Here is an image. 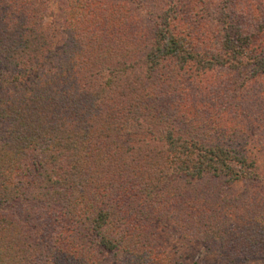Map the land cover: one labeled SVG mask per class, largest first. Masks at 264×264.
<instances>
[{
  "label": "trees",
  "instance_id": "16d2710c",
  "mask_svg": "<svg viewBox=\"0 0 264 264\" xmlns=\"http://www.w3.org/2000/svg\"><path fill=\"white\" fill-rule=\"evenodd\" d=\"M46 1L0 0V263L199 264L166 247L175 233L264 264L238 230L264 232V213L240 216L245 199L211 188L264 182V88L246 90L264 75V19L243 27L229 0H72L126 10L122 37L105 32L124 62L85 72L75 43L54 64ZM44 220L57 224L45 245Z\"/></svg>",
  "mask_w": 264,
  "mask_h": 264
},
{
  "label": "rangeland",
  "instance_id": "374dc122",
  "mask_svg": "<svg viewBox=\"0 0 264 264\" xmlns=\"http://www.w3.org/2000/svg\"><path fill=\"white\" fill-rule=\"evenodd\" d=\"M69 1L70 3L68 4V0H47L45 3L39 6V9L41 10V13H39L41 14L39 15V17H41V24L43 28L51 35V45L53 50L55 51L54 55L56 57L53 58L54 64L57 65V63L60 64L61 62H63V64L66 63L69 58L70 52L74 53L73 43L79 45V48H77L78 50H85L84 55H86L88 63V68L85 70V72H96L95 69H98V71H100L101 69L103 70L106 68L118 67L120 64H122L124 61L119 59L118 56V54L120 53V49H118L116 45H114L112 49L109 47V44H115L116 39H113V36H108L105 32L107 31L109 33H113L117 37H122V32L124 31L123 29L125 24V15L123 11L126 10L123 9L122 11L120 10V7L116 9V5L111 3L112 0L110 2L107 1L105 7L102 4H99V1H94L93 5L87 3L84 7L75 6V4L73 5L72 0ZM229 1H233L236 4L235 9L232 8V12L236 13L237 17L240 16V20H242L241 24L243 25V27L252 30V25L257 24L259 20L264 19V10L263 12L254 11L255 8L253 7V0ZM262 3L263 9L264 0ZM209 6L211 7L212 5ZM139 7L140 4L139 6H136L135 3L131 5L129 4V8L133 10V13L135 12L137 13V15L139 14V16H137L138 18L135 24H143L148 27L149 21L146 19L148 18V16H146V13L141 12ZM245 7L250 8L246 9ZM212 9L213 8H210L209 10ZM244 9L246 10L244 11ZM71 21L74 22L72 24V27L75 25L73 28H71L70 25ZM215 24L216 22H214L213 26ZM215 27L213 28L215 29ZM80 32L85 37L82 40L85 43V46H81V41L76 36V34ZM78 36L81 38L80 35ZM47 67H43L38 70L36 72L37 74L34 75V79L37 80L38 76L42 77V73L47 72ZM54 71H57V69H55ZM249 83V88L246 89L247 91H249L248 93L251 94L255 90L260 91L262 88H264V75L260 76L257 79H254L253 81H250ZM243 93L245 92L243 91ZM262 157L264 158V155ZM260 163H264V159L260 160ZM211 188L216 191L221 190V193L226 198L237 197L245 199L246 203L249 205L244 204V206L249 208L251 207V209H247V211L243 210L240 216L248 215L250 218H252V213L256 211H260L257 216L261 213H264V205H261L264 204V182L253 185V187L249 189V186L245 183H237L236 185L231 186L223 181L214 180V185ZM248 197L251 199V202L248 201ZM11 211H16L17 214L21 213L19 207H15ZM261 219H263L262 221H264V217ZM42 223L44 224L42 225ZM56 225V222L47 223V221L45 220L43 222L36 221L35 226L38 229H36L38 234L36 233L35 235L38 236V241L44 243V245L47 242L49 244L53 242L52 235L56 230ZM238 230L241 235L245 236L244 238L249 237L248 241L252 242V246H254V244L258 246V248H256L258 251L256 252V250H254L252 253H250V255H256L258 253L259 256H263L264 232L262 231L261 225L257 223L252 224V221H250L246 223V227L238 228ZM179 237L180 236L175 233H170L166 236V247L170 250L171 253L175 252V256L182 254L184 259L189 258L190 260L199 264H229L228 261L225 260V257L221 256V252H223V250L221 249V243L211 242L209 246L198 244L189 246L188 243H183V240H179ZM245 249V244L239 246V248H237V250L235 251V257H237V259L241 258V260H243L242 255ZM247 249H249L248 251L246 250L248 253L252 251V248ZM1 258L2 257L0 256V259ZM0 264H12V262H2Z\"/></svg>",
  "mask_w": 264,
  "mask_h": 264
}]
</instances>
